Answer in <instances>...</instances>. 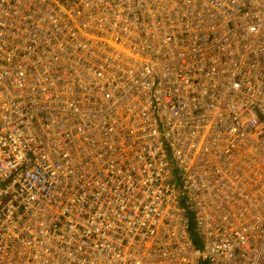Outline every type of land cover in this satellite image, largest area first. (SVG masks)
Wrapping results in <instances>:
<instances>
[{
  "label": "built area",
  "instance_id": "built-area-1",
  "mask_svg": "<svg viewBox=\"0 0 264 264\" xmlns=\"http://www.w3.org/2000/svg\"><path fill=\"white\" fill-rule=\"evenodd\" d=\"M0 264H264V0H0Z\"/></svg>",
  "mask_w": 264,
  "mask_h": 264
},
{
  "label": "rangeland",
  "instance_id": "rangeland-1",
  "mask_svg": "<svg viewBox=\"0 0 264 264\" xmlns=\"http://www.w3.org/2000/svg\"><path fill=\"white\" fill-rule=\"evenodd\" d=\"M195 236H196V231L193 230V231H192V237H193V239H194V242L197 243V242H196V238H195Z\"/></svg>",
  "mask_w": 264,
  "mask_h": 264
},
{
  "label": "trees",
  "instance_id": "trees-1",
  "mask_svg": "<svg viewBox=\"0 0 264 264\" xmlns=\"http://www.w3.org/2000/svg\"><path fill=\"white\" fill-rule=\"evenodd\" d=\"M192 231H193V229L191 228V236H192ZM193 238V237H192ZM195 238H196V236H195ZM194 240V239H193Z\"/></svg>",
  "mask_w": 264,
  "mask_h": 264
}]
</instances>
